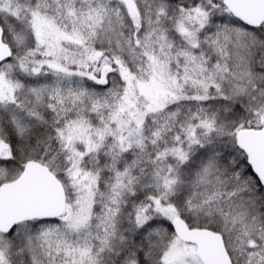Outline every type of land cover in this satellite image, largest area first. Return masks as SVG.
<instances>
[{"label":"snow or ice","instance_id":"6c2138e0","mask_svg":"<svg viewBox=\"0 0 264 264\" xmlns=\"http://www.w3.org/2000/svg\"><path fill=\"white\" fill-rule=\"evenodd\" d=\"M0 264H264V0H0Z\"/></svg>","mask_w":264,"mask_h":264}]
</instances>
